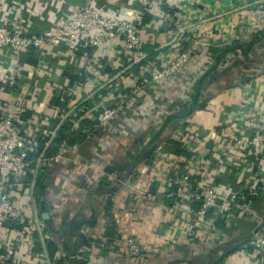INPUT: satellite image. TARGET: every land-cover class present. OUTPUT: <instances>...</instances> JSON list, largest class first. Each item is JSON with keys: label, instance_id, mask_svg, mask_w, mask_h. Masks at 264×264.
Listing matches in <instances>:
<instances>
[{"label": "built area", "instance_id": "built-area-1", "mask_svg": "<svg viewBox=\"0 0 264 264\" xmlns=\"http://www.w3.org/2000/svg\"><path fill=\"white\" fill-rule=\"evenodd\" d=\"M130 1L137 6L135 11L128 9L126 0H109V4L103 6L90 3L77 5L59 22L44 26L39 34H35L24 14L37 16L41 12L38 13L30 5L26 7L23 0H0V74L3 75L0 77V93L11 94L28 80L25 75L27 62L23 54L44 68L56 60L62 70L73 68L75 74L81 70L82 74L78 76L82 78L84 73L88 77L98 75V69L103 68L102 65L93 67L90 61L97 49L112 48L117 40L124 44V52L116 54L119 59L112 67L110 77L100 79L92 88L63 89L65 105L60 107L57 114L42 112L33 115L32 119L22 120V109L16 101L9 100L10 109L7 110L0 98V264H26L22 260L25 250H28L30 260L39 264H69L72 259L92 258L100 251L109 250L143 260L149 253L148 246L125 226L127 219L134 218L135 205L115 218L117 232L112 237L105 233L90 234L87 230L84 244L78 250H73L71 243L62 236L65 221L71 213L73 221L82 219L90 210L83 194L97 182L95 178L100 164L116 159L120 161L117 163L119 169L124 168V172L120 171L118 175L126 173L130 160L126 153L128 149L123 143L107 145L106 135L128 134L134 139L131 143L137 146L135 129L129 125V116L123 115L124 111L141 112V109L133 106L136 95L140 96V101L143 99L142 108L147 112L160 104L164 106L157 118L148 122L151 127L160 126V121L170 113L189 109V94L176 91L172 84L176 80L187 81L189 64L202 55L198 32L209 20L230 12L251 9L264 18V0H240L237 6L220 10L216 15L211 14L210 9L201 13L196 10L198 5L211 0ZM14 7L18 8V13L13 11ZM146 16L149 20L152 18L149 23ZM163 25L168 27L169 38L153 49L159 54L153 59L152 50H144V30L149 26L162 29ZM232 44L233 41H227L225 45H220L231 47ZM242 57V51L235 49L226 56L228 60L224 65L228 67L244 61ZM209 62L208 66L213 60L209 59ZM255 69V73L264 72L263 68L260 71ZM133 70L136 72L133 76L136 74L137 78L134 77L135 83L130 85L126 75H132ZM246 74L240 75L245 77ZM256 80L251 79L246 83L254 84ZM238 84L245 87V82ZM233 87L227 90L231 91ZM29 90L32 92L34 88ZM105 90L114 94L116 103L96 104L103 98ZM203 97L201 101L205 105H211L217 99L214 96L208 98V94ZM225 112L223 117H217L213 131L224 138L226 148L233 146L240 153L250 154V168L255 170L247 168L251 177L234 171L237 180L238 176L243 177L239 181L242 185L239 190L234 191L228 181L218 183V176L214 173L203 174L199 171L202 170V154L206 152L204 149L208 142L198 136L188 147L192 154L186 161L185 173L181 176L178 174L174 179L178 184L177 189L165 195L166 198L175 199V207L180 204L179 198H188L184 202L192 209L187 220L178 223L172 219L168 223L183 230L190 240L198 230L209 227L206 239L222 247L227 241V234L236 233L241 220L250 219L254 227L248 236L249 241L242 247L246 252L253 251L252 264H264V217L257 206L259 199L264 198V120L255 119L254 135L249 137L238 122L239 115L230 109ZM189 119L179 118L175 130L185 132ZM88 120H91L90 124ZM219 152L217 150V154ZM154 156L157 163L169 161V157L158 149ZM222 165L226 166L225 163ZM228 166L233 170L239 168L235 162L228 163ZM194 168L198 170L194 171ZM78 171L81 172L78 175H83L81 179H77ZM191 172L201 176L195 187ZM44 183V196L50 209L53 206L49 200L66 203L59 213L62 215L60 221H53L55 226L40 216L37 195ZM184 202L182 200L183 205ZM218 221L224 223L220 230L216 228ZM28 227L27 233L20 234ZM86 238L90 244L86 243ZM50 242L58 245L54 252L50 250ZM225 263L228 264V260Z\"/></svg>", "mask_w": 264, "mask_h": 264}, {"label": "crops", "instance_id": "crops-1", "mask_svg": "<svg viewBox=\"0 0 264 264\" xmlns=\"http://www.w3.org/2000/svg\"><path fill=\"white\" fill-rule=\"evenodd\" d=\"M238 1L240 0H211L198 5L196 10L201 13L205 9H210V13L216 15L220 10H229L231 7L237 6ZM23 3L26 7L30 5L38 13L41 12L37 16H32L31 13L24 14L27 24H30L36 30L41 26L46 27L59 22L77 5L90 3L103 6L108 5L109 0H23ZM126 3L128 9L132 11L137 9L133 1L126 0ZM13 11L18 13V8L14 7ZM145 18L148 23L152 19L149 20L147 16ZM167 29L166 25H163L162 29L147 27L143 34L144 49L153 50L164 44L169 38ZM263 33L264 18H261L258 12L252 9L230 12V14L215 17L201 27L198 37L202 42L200 45L202 55L194 58L189 64L186 82L176 80L172 84L176 91L189 94V96H191V90L197 85L206 68H209V59L214 62L216 55L214 49L231 48L235 44L245 45L246 47L257 34H259L257 36L260 38V43L248 56L242 51L244 61H238L237 64L233 63V65L226 67L224 64L228 58L225 57L218 68L212 71L209 74L210 76L208 75L202 91L205 96L208 94V98L211 96L217 98L216 102L211 105L204 104L191 110L185 132L175 130L179 118L173 121L174 116L171 117L172 114L170 113L166 116V120L170 118L168 119L170 121L169 127L165 131L163 130V134L161 133V136L157 139L159 126L151 127L148 122L155 120L158 113L164 109V106L160 104L154 110L147 112L142 108L143 99L140 101L139 95L134 96L133 106H137L136 108L141 109V112L130 113L124 111L123 115L129 116V125L135 129V136L138 138L137 146L131 143L134 139L132 140V136L128 134L122 136L106 135L105 138L107 145L123 143V146L128 149L126 153L130 160L126 166V173L121 176L118 175L120 171L124 172V168L119 169L117 163L120 161L116 159L112 158L110 162L100 164L95 178L97 182L90 185L83 194L90 210L82 217L80 222L78 221L79 223L74 224L73 230L70 228L73 215L71 213L70 218L65 221L64 226L66 227L63 228L65 230H62V236L66 242L71 243L70 246L73 250H78L80 238L76 231L83 234L87 233V230L90 231V234H106L109 220L114 221L117 226L115 218L131 210L135 205L134 218L127 219L125 226L148 246L149 253L143 260H140L125 254L115 253L112 250H109V252L100 251L92 258L72 259L69 264H227L225 260H228V264L253 263V251L246 252L242 247L243 244L249 241L248 236L254 227L253 221L250 219L241 220L240 229H237L234 234H227V241L223 245H226L225 250L222 249L223 246L221 247L206 239V232L210 231L208 230L209 227L198 230L193 240H190L185 236L183 230L176 229L168 223L172 219H176L178 223L187 220L186 217L192 209L188 203L184 202L188 198L178 197L180 204L175 207V199L171 198L169 200L165 195L177 189L178 184L174 178L178 175L177 172L185 170V168L182 169V166H185L188 156L192 154L188 147L198 136L205 138L208 142H206L207 148L204 149L206 152L202 154L204 155L201 163L202 170L199 171L203 174L214 173L218 176V183L228 181L234 191L240 189L242 185L239 181L243 179V177L238 176L237 180V175H233L234 171L243 172L251 177V173L246 171L248 167H252L249 161L251 155L240 153L233 146L226 148L224 138L218 136L213 131L215 129L212 126L215 124L217 117H223L226 114L225 110H234L239 115L238 122L243 128V132L246 136L251 137L254 135L255 126L257 125L256 120H264V72L261 74L253 72L256 70L255 68H258V71L264 69ZM237 35L238 38L235 39ZM227 41H233L231 47L220 45H225ZM123 52L124 44L120 40H117L112 48L97 49L90 57V61L93 67L98 68L99 65H102L103 68L98 69V75L88 77V74L84 73L82 78L81 75L78 76V74H82L81 70L80 73L77 72L76 74L73 72V68L62 70L56 60L52 61L48 68H44L42 64L28 59L23 54V59L27 62L25 75H27L28 80L25 85H20L11 94L9 92L0 93V98L4 101L7 110L10 109L8 108L9 100H15L22 109V120L32 119L33 115L42 112L57 114L60 107L65 105L63 95L65 87H71L74 90L95 87L100 79L110 77L112 67H115L119 59L116 54ZM246 70H248L247 74L245 73ZM238 72L246 74L245 77L239 75ZM134 73L136 72L133 70L132 75H126L130 85L135 83V78H137L136 74L133 76ZM2 76L0 74V77ZM251 79L257 80L254 84L246 83L250 82ZM238 82H245V87H242ZM232 86H235V88L233 87L234 89L231 91L227 90ZM32 87L34 91L30 92L29 88ZM203 95L201 100H204ZM66 102L69 103V99ZM116 102L117 99L114 94L105 90L103 98L99 99L96 104H114ZM164 120H161L160 123H164ZM90 123L91 120H88V124ZM154 137H156V142L153 143ZM157 149L169 157L168 162L165 164L156 162L154 154ZM217 150L220 151L218 154ZM137 157L138 159L134 161ZM234 162L239 167H237L238 169L233 170L228 166V163ZM222 163H225L226 166H223ZM250 169L251 171L255 170V168ZM193 170L198 169L194 168ZM80 173L78 171L77 179L83 177V175H78ZM191 174L193 186L195 187L201 176L196 172H191ZM121 181L122 184H120ZM42 190L43 187L40 186L37 195V202L41 208L40 216L43 215L42 208L45 205L50 212V225L53 226V221L57 223L60 221L59 217H62V215L59 213L66 207V203L59 200H49L53 206L50 209V204L46 201L45 196L42 200ZM181 199L185 205L182 204ZM257 206L258 209L260 207L264 217V198L259 199ZM223 226V222H218L216 228L220 230ZM28 231L29 227L21 230L20 234ZM86 243L90 244L88 238H86ZM53 251L54 249L51 248V252ZM27 252L28 250L23 252L22 260L26 261V264H39L37 261L30 260ZM255 256L258 258L257 255Z\"/></svg>", "mask_w": 264, "mask_h": 264}, {"label": "trees", "instance_id": "trees-1", "mask_svg": "<svg viewBox=\"0 0 264 264\" xmlns=\"http://www.w3.org/2000/svg\"><path fill=\"white\" fill-rule=\"evenodd\" d=\"M44 28V26H41V27H39L37 30H33V32L35 33V34H39V32H40V30H42ZM257 35H259V34H257ZM257 35H255V37L252 39V41H251V43H249L248 45H246V47H245V45H240V44H235L234 46H232L231 48H223V49H214V51H215V57H214V62H212V64L210 65V66H208L209 68H206V71L203 73V75L200 77V79H199V81H198V83H197V85H195L194 87H193V89L191 90V92H192V94H191V96H190V99H191V104H190V107H189V109H185V110H182V111H179V112H174V113H171L172 115H170L171 117L172 116H174V119H172L173 121L175 120V119H177V118H184V117H189V115H190V112L189 111H191V110H193V109H196L197 107H199V106H203L204 105V102H202L201 101V97H202V89H203V87H204V82H205V80H206V78L208 77V75L212 72V71H215L217 68H218V66L220 65V63H222V60L227 56V55H229V54H231V52L234 50V48H236V49H238V48H242V49H240L241 51H243L247 56L251 53V51L253 50V49H256L255 47H258V45H259V43H260V41H259V39L260 38H258V36ZM263 38H264V33H263ZM234 47V48H233ZM144 50H146V49H144ZM158 52H156V51H153L152 50V58L153 59H155V58H157L158 57ZM245 55V56H246ZM238 63V62H237ZM236 63V64H237ZM233 65V64H232ZM210 76V75H209ZM169 116V117H170ZM168 119H170V118H168ZM164 120V123H161L160 124V126H159V130H158V134L156 135L157 136V139L161 136V133L162 132H164L165 130H166V128L167 127H169V124H170V121L169 120ZM171 120V121H172ZM169 121V122H168ZM164 130V131H163ZM163 134V133H162ZM155 138L156 137H154L153 138V143H154V141H155ZM156 142V141H155ZM191 157V155H189L188 156V158L187 159H189ZM138 159V157L137 158H135V160L134 161H136ZM132 166V165H131ZM130 167V166H129ZM185 168V166H182V169H184ZM180 176L181 175H183L184 173H185V170H181L180 172H177ZM175 178H176V176H175ZM174 178V179H175ZM177 182V181H176ZM41 186L43 187V190H42V200H43V198H44V190H45V187H46V185L44 184H41ZM172 199H174V198H172ZM170 200V199H169ZM197 207V206H196ZM82 219H79V220H74L75 222H77V223H79L80 221H81ZM79 221V222H78ZM219 222V221H218ZM76 223V224H77ZM71 228V227H70ZM116 232H117V227H116V225H115V223H114V221H111V220H109V222H108V228H107V232H106V236H114L115 234H116ZM79 236V240H83L81 237H80V235H78ZM115 239V238H114ZM84 242H85V240H84ZM84 242H81V241H79L78 242V247L80 248L83 244H84ZM49 246H50V250H51V248L52 249H54V251L57 249V244L56 243H53V242H50L49 243ZM77 248V247H76ZM224 248H226V247H223L222 249H224ZM53 251V252H54ZM227 251H231V250H227ZM225 253H228V252H225Z\"/></svg>", "mask_w": 264, "mask_h": 264}, {"label": "water", "instance_id": "water-1", "mask_svg": "<svg viewBox=\"0 0 264 264\" xmlns=\"http://www.w3.org/2000/svg\"><path fill=\"white\" fill-rule=\"evenodd\" d=\"M43 215H42V218L46 221V222H50V220H51V218H50V216H49V214H50V212H49V210L47 209V207L44 205L43 206ZM74 224H76V222L73 220V221H71V229L73 230V226H74ZM76 233L78 234V235H80V237L83 239V240H80L81 242H84V240H85V235L82 233V232H80V231H76Z\"/></svg>", "mask_w": 264, "mask_h": 264}, {"label": "rangeland", "instance_id": "rangeland-1", "mask_svg": "<svg viewBox=\"0 0 264 264\" xmlns=\"http://www.w3.org/2000/svg\"><path fill=\"white\" fill-rule=\"evenodd\" d=\"M257 56H258V54H257ZM239 75H240V73H239Z\"/></svg>", "mask_w": 264, "mask_h": 264}]
</instances>
